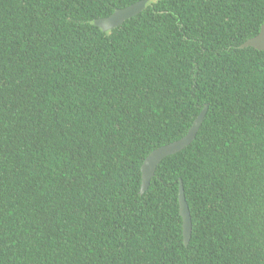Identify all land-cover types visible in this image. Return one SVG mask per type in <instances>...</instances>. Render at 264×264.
<instances>
[{
  "label": "trees",
  "instance_id": "1",
  "mask_svg": "<svg viewBox=\"0 0 264 264\" xmlns=\"http://www.w3.org/2000/svg\"><path fill=\"white\" fill-rule=\"evenodd\" d=\"M138 1L0 0V264H264V0Z\"/></svg>",
  "mask_w": 264,
  "mask_h": 264
},
{
  "label": "water",
  "instance_id": "2",
  "mask_svg": "<svg viewBox=\"0 0 264 264\" xmlns=\"http://www.w3.org/2000/svg\"><path fill=\"white\" fill-rule=\"evenodd\" d=\"M148 1L149 0H140L129 6L117 8L112 14L96 19L95 25L100 27L105 32L113 30L114 28L122 25L126 20L141 13L146 8ZM240 47H254L256 49L264 51V23L262 24L259 33L245 41ZM207 112L208 105H206L203 110L199 113V115L195 118L191 128L185 136L171 143L159 146L158 148L150 152V154L145 158L141 167V194H144L149 189L152 178L155 176L159 164L166 157L176 154L185 149L196 139L200 127L202 126L205 120ZM178 196L180 214L183 218L184 242L186 245H188L192 237L193 222L190 206L185 195V188L182 180H180Z\"/></svg>",
  "mask_w": 264,
  "mask_h": 264
}]
</instances>
